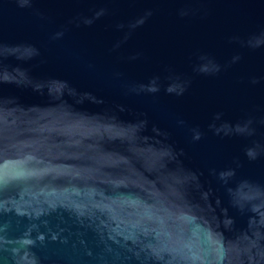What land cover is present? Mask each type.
I'll return each mask as SVG.
<instances>
[{
    "label": "water",
    "instance_id": "95a60500",
    "mask_svg": "<svg viewBox=\"0 0 264 264\" xmlns=\"http://www.w3.org/2000/svg\"><path fill=\"white\" fill-rule=\"evenodd\" d=\"M0 264H264V0H0Z\"/></svg>",
    "mask_w": 264,
    "mask_h": 264
}]
</instances>
